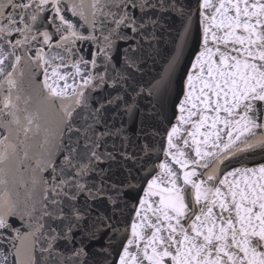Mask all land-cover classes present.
<instances>
[{
  "label": "snow or ice",
  "instance_id": "obj_1",
  "mask_svg": "<svg viewBox=\"0 0 264 264\" xmlns=\"http://www.w3.org/2000/svg\"><path fill=\"white\" fill-rule=\"evenodd\" d=\"M0 264H264V0H0Z\"/></svg>",
  "mask_w": 264,
  "mask_h": 264
}]
</instances>
